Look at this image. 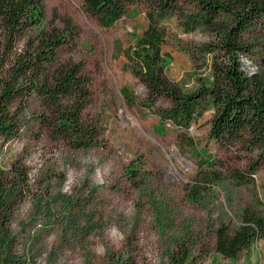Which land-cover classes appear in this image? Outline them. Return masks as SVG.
I'll return each instance as SVG.
<instances>
[{"label":"rangeland","instance_id":"374dc122","mask_svg":"<svg viewBox=\"0 0 264 264\" xmlns=\"http://www.w3.org/2000/svg\"><path fill=\"white\" fill-rule=\"evenodd\" d=\"M46 12V25L64 27L70 19L76 27L75 42L59 51L51 69L83 63L93 92L84 117L100 128L102 140L89 149L73 147L42 127L41 105L30 103L29 130L0 145V169L11 172L20 160L25 172L22 179L10 177L15 187L10 212H0V263L170 264V254L185 239L196 264H264V236L236 259L215 248V230L222 223L239 226L246 210L264 215V162L254 183L235 182L231 172L247 173L258 153L211 139L212 108L190 134L217 162L222 177L213 185L201 158L178 146L171 126L157 131L160 119L144 104L141 69L129 53L148 25L144 6L132 5L108 28L84 0H46ZM207 40L202 30L183 34L172 27L164 45L173 57L168 76L188 91L208 79L210 69L198 70L185 47ZM252 41L255 56L243 57L250 73L264 54V28L254 31ZM125 89L134 100L126 98ZM158 106L168 107L169 101L160 99ZM195 186L203 193L198 200L190 195Z\"/></svg>","mask_w":264,"mask_h":264},{"label":"trees","instance_id":"16d2710c","mask_svg":"<svg viewBox=\"0 0 264 264\" xmlns=\"http://www.w3.org/2000/svg\"><path fill=\"white\" fill-rule=\"evenodd\" d=\"M137 4L144 6L148 25L129 53L141 69L138 77L147 90L144 104L160 119L157 131L171 126L178 146L201 158L207 167L203 170L206 181L213 185L222 177L215 169L217 162L206 148L199 149L190 129L214 109L210 138L222 146L258 153L257 164L247 173L231 172L236 183H254L264 162V54L253 73L243 57L255 56L252 35L264 28V0H84L88 12L106 28ZM46 14V0H0V145L29 130L26 112L31 102L38 101L42 109L38 118L48 133L76 148L96 147L102 140L100 128L84 117L93 100L90 75L82 62L51 69L59 51L75 42L76 27L70 19L64 27L46 25ZM172 27L183 34L202 30L208 37L185 47L198 70L210 69L209 78L190 91L168 76L173 57L164 45ZM123 92L129 101L134 100L132 91ZM160 99L169 101V106L159 107ZM19 163L11 172L0 169V212L11 208L9 195L15 188L11 178L25 176ZM190 191L197 200L203 194L196 186ZM261 236L264 215L246 210L239 226L222 223L215 230V248L224 257L236 259ZM196 261L185 239L170 254V264Z\"/></svg>","mask_w":264,"mask_h":264}]
</instances>
